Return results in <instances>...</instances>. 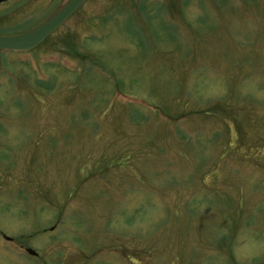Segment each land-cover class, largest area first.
Returning a JSON list of instances; mask_svg holds the SVG:
<instances>
[{
	"label": "rangeland",
	"instance_id": "1",
	"mask_svg": "<svg viewBox=\"0 0 264 264\" xmlns=\"http://www.w3.org/2000/svg\"><path fill=\"white\" fill-rule=\"evenodd\" d=\"M0 264H264V0H87L0 51Z\"/></svg>",
	"mask_w": 264,
	"mask_h": 264
},
{
	"label": "water",
	"instance_id": "2",
	"mask_svg": "<svg viewBox=\"0 0 264 264\" xmlns=\"http://www.w3.org/2000/svg\"><path fill=\"white\" fill-rule=\"evenodd\" d=\"M6 0H0V2ZM86 0H60L58 4L36 25L15 35H0V50L27 52L60 28ZM30 254H35L31 249Z\"/></svg>",
	"mask_w": 264,
	"mask_h": 264
},
{
	"label": "trees",
	"instance_id": "3",
	"mask_svg": "<svg viewBox=\"0 0 264 264\" xmlns=\"http://www.w3.org/2000/svg\"><path fill=\"white\" fill-rule=\"evenodd\" d=\"M254 121H255V123H256V122L258 121V120H257V118H256ZM254 121H253V120H251V123H252V122H254ZM255 123H254V124H255Z\"/></svg>",
	"mask_w": 264,
	"mask_h": 264
},
{
	"label": "flooded vegetation",
	"instance_id": "4",
	"mask_svg": "<svg viewBox=\"0 0 264 264\" xmlns=\"http://www.w3.org/2000/svg\"><path fill=\"white\" fill-rule=\"evenodd\" d=\"M57 4H58V3H57ZM57 4H56V5H57ZM56 5H55V6H56ZM55 6H54V7H55ZM54 7H53V8H54ZM53 8H52V9H53ZM50 11H51V10H50ZM50 11H49V12H50ZM49 12H48V13H49ZM45 16H46V15H45ZM41 20H42V19H41Z\"/></svg>",
	"mask_w": 264,
	"mask_h": 264
}]
</instances>
